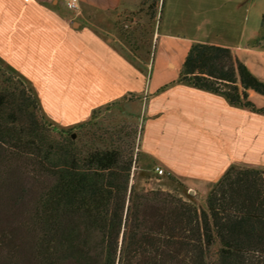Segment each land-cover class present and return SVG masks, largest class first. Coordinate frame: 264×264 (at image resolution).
Returning a JSON list of instances; mask_svg holds the SVG:
<instances>
[{"label":"trees","instance_id":"16d2710c","mask_svg":"<svg viewBox=\"0 0 264 264\" xmlns=\"http://www.w3.org/2000/svg\"><path fill=\"white\" fill-rule=\"evenodd\" d=\"M261 24L253 46L264 47V13ZM5 69L13 78L0 80V264H264V169L231 165L203 209L136 189L132 151L85 147L0 58ZM178 80L264 113L250 98L264 96V80L231 47L195 42Z\"/></svg>","mask_w":264,"mask_h":264},{"label":"crops","instance_id":"0c3cea01","mask_svg":"<svg viewBox=\"0 0 264 264\" xmlns=\"http://www.w3.org/2000/svg\"><path fill=\"white\" fill-rule=\"evenodd\" d=\"M121 4L81 0L79 14L72 16L66 0H0V58L30 80L44 112L61 126L86 121L124 98L140 100L145 166L162 167L197 197L208 198L231 165L240 167L264 152V113L234 106L178 77L189 48L204 41L231 47L264 80V47L252 45L262 24L258 34L248 20L253 0H167V23L156 34L149 64L118 44L115 10ZM212 4L225 9L217 15L216 37L181 33L188 28L184 15L197 31L207 23L202 10ZM250 98L264 108V96L250 91Z\"/></svg>","mask_w":264,"mask_h":264},{"label":"rangeland","instance_id":"374dc122","mask_svg":"<svg viewBox=\"0 0 264 264\" xmlns=\"http://www.w3.org/2000/svg\"><path fill=\"white\" fill-rule=\"evenodd\" d=\"M162 2L163 0H122L120 7L115 10L117 15L116 37L118 44L130 57L142 64L151 62L156 46H158L156 34L160 27L167 23V14L165 12L167 7L165 6L162 12ZM224 10L222 8L217 9L213 4L210 8L203 9L201 14L203 19L207 20V23L203 21L202 27L197 31L193 27L195 24L192 26L186 24V22L189 23L190 18L184 15V23L188 28H185L181 33H185L188 36L216 37L213 29H216L217 15ZM262 12H264V0H253L252 10L248 14L249 27L255 29V33L258 34L262 30ZM191 20L192 23L195 22L193 18ZM183 53L184 50H180L176 54V60L181 62ZM8 71V69L0 70V80L9 76L13 78ZM4 82L7 83V81ZM142 122L141 101L136 98H124L96 109L90 119L81 122L83 126L75 124L65 127H71L73 138H78L85 147L106 145L111 147L118 145L128 152L132 151L134 153V161L130 185H133L136 189L144 191L163 189V191L182 196V198L194 203L201 209L206 208L207 198L197 197L187 185H184L178 179L167 175H158L153 167L145 166L143 163L144 158L142 157L143 151L139 148ZM56 125L61 126L59 124ZM50 127L53 137L58 139L65 138L59 128L53 127V125H50ZM255 159V161L239 163V166L245 168L259 165L264 168V152L260 156H256ZM258 159L259 161H257Z\"/></svg>","mask_w":264,"mask_h":264},{"label":"built area","instance_id":"2783aa9c","mask_svg":"<svg viewBox=\"0 0 264 264\" xmlns=\"http://www.w3.org/2000/svg\"><path fill=\"white\" fill-rule=\"evenodd\" d=\"M67 8L72 16H77L80 12L81 0H66ZM158 175H167V172L160 166L155 167Z\"/></svg>","mask_w":264,"mask_h":264}]
</instances>
